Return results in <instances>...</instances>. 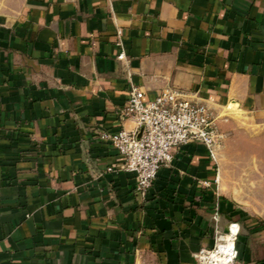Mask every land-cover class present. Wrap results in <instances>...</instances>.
Returning <instances> with one entry per match:
<instances>
[{
  "label": "crops",
  "instance_id": "crops-1",
  "mask_svg": "<svg viewBox=\"0 0 264 264\" xmlns=\"http://www.w3.org/2000/svg\"><path fill=\"white\" fill-rule=\"evenodd\" d=\"M131 84L264 122V0H0V264H197L233 219L199 142L135 191Z\"/></svg>",
  "mask_w": 264,
  "mask_h": 264
},
{
  "label": "built area",
  "instance_id": "built-area-1",
  "mask_svg": "<svg viewBox=\"0 0 264 264\" xmlns=\"http://www.w3.org/2000/svg\"><path fill=\"white\" fill-rule=\"evenodd\" d=\"M116 35L117 45L121 48L119 57L122 58L125 56L123 30L119 28ZM122 113L135 120L136 129L104 130L100 132V138L109 142L122 156L120 167L134 174L135 191L139 194H147L160 169L173 161L175 152L183 145L202 143L211 156L218 159L222 133L217 126V117L203 102L184 97L173 89L146 100L142 90L131 84ZM227 226L228 231L225 232L223 214L217 206L213 213L214 244L195 253L197 264H237L236 240L240 224L230 220ZM229 241L233 242L231 253L224 249Z\"/></svg>",
  "mask_w": 264,
  "mask_h": 264
},
{
  "label": "rangeland",
  "instance_id": "rangeland-1",
  "mask_svg": "<svg viewBox=\"0 0 264 264\" xmlns=\"http://www.w3.org/2000/svg\"><path fill=\"white\" fill-rule=\"evenodd\" d=\"M228 117L223 126L217 123L220 187L234 204L232 220L240 224L236 263L258 264L264 261V122L236 113Z\"/></svg>",
  "mask_w": 264,
  "mask_h": 264
},
{
  "label": "bare ground",
  "instance_id": "bare-ground-1",
  "mask_svg": "<svg viewBox=\"0 0 264 264\" xmlns=\"http://www.w3.org/2000/svg\"><path fill=\"white\" fill-rule=\"evenodd\" d=\"M232 246H233V242L232 241H229L228 244L224 247L225 251L227 253H231V250L230 249L232 248Z\"/></svg>",
  "mask_w": 264,
  "mask_h": 264
},
{
  "label": "water",
  "instance_id": "water-1",
  "mask_svg": "<svg viewBox=\"0 0 264 264\" xmlns=\"http://www.w3.org/2000/svg\"><path fill=\"white\" fill-rule=\"evenodd\" d=\"M228 231V226L226 225V227H225V232H227ZM258 264H264V261H262V262H260V263H258Z\"/></svg>",
  "mask_w": 264,
  "mask_h": 264
}]
</instances>
